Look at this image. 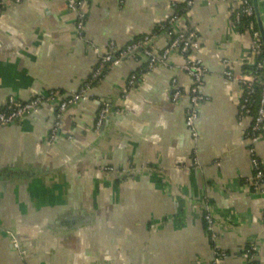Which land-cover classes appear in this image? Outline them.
Listing matches in <instances>:
<instances>
[{
    "label": "crops",
    "instance_id": "crops-1",
    "mask_svg": "<svg viewBox=\"0 0 264 264\" xmlns=\"http://www.w3.org/2000/svg\"><path fill=\"white\" fill-rule=\"evenodd\" d=\"M79 1L82 33L67 0L0 5V105L77 91L96 66L95 47L106 53L111 42L122 48L152 35L160 54L171 34L192 27L200 45L188 56L202 59L207 73L199 137L185 124L191 78L176 51L132 88L143 54L109 68L88 100L62 114L52 141L55 105L0 125V264H212L217 249L226 253L221 264H247L251 242L256 264H264V184L245 186L253 173L251 120L240 122L241 88L225 75L224 60L236 73L253 61L252 33L233 24V5L193 0L171 24L170 0ZM260 9L264 23V0ZM174 78L186 95L179 101ZM104 100L111 111L97 130ZM256 151L264 164V133Z\"/></svg>",
    "mask_w": 264,
    "mask_h": 264
},
{
    "label": "built area",
    "instance_id": "built-area-1",
    "mask_svg": "<svg viewBox=\"0 0 264 264\" xmlns=\"http://www.w3.org/2000/svg\"><path fill=\"white\" fill-rule=\"evenodd\" d=\"M21 0H0V5L17 3ZM230 2L233 12V24L238 30L247 28L243 22L244 17H253L255 15L254 6L252 0H225ZM173 9L178 3H185L187 7H191L194 3L193 0H170ZM81 2L79 0H67V6L69 9L78 12L77 28L80 33L84 30L85 25V14L79 8ZM175 11V10H174ZM178 19L177 15H173L169 20V23L176 22ZM249 28L253 30L251 25ZM152 35H145L142 39L133 40L122 48H118L114 42L109 44V51L102 53L99 47H95L98 60L92 74L87 78L79 87L77 91H74L67 96H61L56 91H49L45 94H37L32 96L28 100H20L16 97H9L5 105H0V125H10L18 122L23 117L39 112L41 107L45 104L55 105L57 107V119L53 125L50 135V141H52L56 135H58L62 126L61 116L67 111V109L79 102L86 101L89 99L90 91L96 87L103 79V73L105 69L111 65L119 66L125 58L131 56L138 51L148 61L149 70L154 69L155 66L161 61H167L169 55L172 52H180L185 57L184 63L181 67L183 72L191 78V87L187 96L189 98V107L185 115V124L194 139H198L199 133L197 131L196 123L200 116V106L208 98L203 92L204 79L206 76L205 65L200 58H190L188 55L190 51H194L199 48L198 31L192 27H182L175 32L174 37L170 40L167 47L162 53H155L150 42ZM264 45L260 36V32L253 31L252 43L250 46V53L253 56L251 65H256L255 74L246 73L241 71L236 73L231 68V61L224 60L226 65L225 75L229 81H236L239 83L241 88V95L239 99V120L244 122L245 120H251V125L247 132V139L250 145L249 151L252 160L253 173L249 177L245 186L250 190H260L264 184V164L257 155L256 145L260 141L264 133V60L257 61V57L263 53ZM143 75H137L132 73L128 79V87H134L139 81H142ZM173 93L172 99L179 101L186 97L183 89L178 85L177 79H173ZM260 87V94L258 98V109L254 110L255 99L253 95ZM111 111V105L108 101H102L96 129L99 130L107 115ZM194 162L198 163L196 151L193 156ZM107 170L113 171V167H108ZM206 222V231L212 242L217 240V231L215 228V221L211 212H206L204 216ZM13 245L18 247V242L13 239ZM258 246L254 242L248 244V247L243 252V257L247 264H254L253 261L257 258ZM226 256V253L220 249L215 250V258L212 264H221L222 259Z\"/></svg>",
    "mask_w": 264,
    "mask_h": 264
},
{
    "label": "trees",
    "instance_id": "trees-1",
    "mask_svg": "<svg viewBox=\"0 0 264 264\" xmlns=\"http://www.w3.org/2000/svg\"><path fill=\"white\" fill-rule=\"evenodd\" d=\"M189 9V7H187V5L185 3H178L176 5V7L174 8V14L173 15H177L178 18H181L182 16H184L187 12V10ZM243 22L245 23V25H247L248 27L247 28H244V29H248L250 30L251 33H253V31H257V32H260V29H259V25H258V22H257V18H256V15H254L253 17H244L243 18ZM253 26V30L251 28H249L250 26ZM171 39L174 37L175 33L171 34ZM144 36H141V37H138L137 39L135 40H139V39H142ZM140 52L138 51L137 53L131 55V56H136L137 58L140 57ZM129 57V56H128ZM264 60V50H263V53L261 55H259L257 57V61H263ZM112 66L109 65L104 73H103V76L106 74V72L109 70V68H111ZM144 67V69H143ZM143 67H141L138 71H135L134 73L137 74V75H143L144 76V73L146 71L149 70L148 68V61L146 60V62L143 64ZM255 67L256 65H248L247 67H245L244 71L247 73H251V74H255ZM140 82V81H139ZM259 94H260V87L257 89L256 93L253 95V99H255V105H254V110L256 112V110L258 109V98H259ZM248 247V245H247ZM246 247V248H247ZM254 264H256V261H253Z\"/></svg>",
    "mask_w": 264,
    "mask_h": 264
},
{
    "label": "water",
    "instance_id": "water-1",
    "mask_svg": "<svg viewBox=\"0 0 264 264\" xmlns=\"http://www.w3.org/2000/svg\"><path fill=\"white\" fill-rule=\"evenodd\" d=\"M252 3L254 6L255 15H256L257 22H258L259 29H260V36H261V39L264 45V23H263L262 16H261L260 0H252Z\"/></svg>",
    "mask_w": 264,
    "mask_h": 264
}]
</instances>
